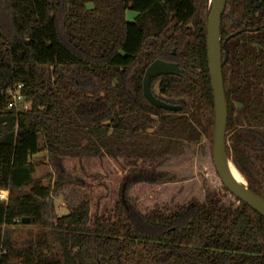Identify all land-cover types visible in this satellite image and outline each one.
Returning <instances> with one entry per match:
<instances>
[{
  "label": "trees",
  "instance_id": "trees-1",
  "mask_svg": "<svg viewBox=\"0 0 264 264\" xmlns=\"http://www.w3.org/2000/svg\"><path fill=\"white\" fill-rule=\"evenodd\" d=\"M208 10L209 0H0V264H264V218L225 187L231 203L206 190L148 211L125 192L177 182L156 168L203 138L211 148ZM220 42L226 153L264 199V0H227ZM169 58L181 75L158 89L182 105L175 114L141 94L146 67ZM19 85L23 99L8 108ZM42 149L57 167L89 156L127 170L125 205L121 189L96 184L46 222L49 187L32 159ZM23 218L40 232L18 245L8 233Z\"/></svg>",
  "mask_w": 264,
  "mask_h": 264
},
{
  "label": "rangeland",
  "instance_id": "rangeland-1",
  "mask_svg": "<svg viewBox=\"0 0 264 264\" xmlns=\"http://www.w3.org/2000/svg\"><path fill=\"white\" fill-rule=\"evenodd\" d=\"M133 16L132 11L125 13L127 20H131ZM154 93L158 95L156 86ZM28 104L24 103L23 108ZM32 159L36 163L34 177L49 187L43 216L48 223H53L56 218L77 207L88 190L93 189L90 193L93 196L97 186L98 190L100 192L104 190L105 194L116 188L119 191L122 185L125 188L121 179L128 171L119 169L107 158L64 156L60 159L61 166L57 167L50 153L42 149ZM119 162L122 164L121 159ZM156 171L173 172L178 181L163 185H128L125 191L127 196L142 211L166 205L171 201L186 204L194 198L202 200L206 190L221 194L225 203L233 202V198L228 195L215 172L211 148L205 138L187 147L183 155L169 158L164 165L158 166ZM3 198L0 193V200H5L7 195L5 199ZM39 232L40 227L25 223L14 226L8 234L11 240L19 245L36 239Z\"/></svg>",
  "mask_w": 264,
  "mask_h": 264
},
{
  "label": "water",
  "instance_id": "water-1",
  "mask_svg": "<svg viewBox=\"0 0 264 264\" xmlns=\"http://www.w3.org/2000/svg\"><path fill=\"white\" fill-rule=\"evenodd\" d=\"M227 0H209V10L206 20V55L210 88L213 102V130L211 137V158L215 172L223 186L237 199L246 203L251 209L264 218V199L252 192L244 177L228 158L225 149V130L227 123V100L223 84L222 67L226 58H221L220 22L225 11ZM179 76L180 70L176 63L156 59L145 69L141 79V92L147 102L158 109L177 112L181 106L167 104L156 98L150 90V82L159 76ZM234 168L244 182H239L231 174ZM121 202L125 205L123 188L120 193ZM28 223V218L22 219Z\"/></svg>",
  "mask_w": 264,
  "mask_h": 264
},
{
  "label": "flooded vegetation",
  "instance_id": "flooded-vegetation-1",
  "mask_svg": "<svg viewBox=\"0 0 264 264\" xmlns=\"http://www.w3.org/2000/svg\"><path fill=\"white\" fill-rule=\"evenodd\" d=\"M171 54L174 55V50L171 51ZM225 57H226V56H225ZM163 61H165V60H163ZM166 62H172V63H176V64L178 65V63H177L175 60H172V59H170V58H169L168 60H166ZM178 67H179V65H178ZM179 70H180V75H181V69L179 68ZM180 75H179V76H180ZM166 76H167V75H166ZM168 76H173V75H168ZM160 77H162V76L156 77V78H154V79L151 80V82H150V90H151V93H152L156 98H158L159 100H161V101H163V102H165V103H167V104L175 105V106H177V105L181 106V110H180V111H177V112H172V111H166V110H163V109H158V108H155L154 106L150 105V104L147 102V100L143 97L144 100L146 101L147 104H149V105L152 106L153 108H155V109H157V110H161V111H163V112H165V113H171V114L180 113V112L182 111V105H181V104H178V103H176V102H175V103H171V100H170L167 96L160 94L159 89H158V80H159ZM176 77H178V76H176ZM154 86H156L157 89H158V95L154 93ZM141 94H142V92H141ZM142 96H143V95H142ZM122 188L124 189V185H122ZM122 188H121V189H122Z\"/></svg>",
  "mask_w": 264,
  "mask_h": 264
},
{
  "label": "built area",
  "instance_id": "built-area-1",
  "mask_svg": "<svg viewBox=\"0 0 264 264\" xmlns=\"http://www.w3.org/2000/svg\"><path fill=\"white\" fill-rule=\"evenodd\" d=\"M20 87L21 86L19 85L16 90L11 92V101L8 104V108L15 107L16 104L23 99L22 96L20 95V93L18 92V89ZM26 108H27V106H24V109H26Z\"/></svg>",
  "mask_w": 264,
  "mask_h": 264
},
{
  "label": "bare ground",
  "instance_id": "bare-ground-1",
  "mask_svg": "<svg viewBox=\"0 0 264 264\" xmlns=\"http://www.w3.org/2000/svg\"><path fill=\"white\" fill-rule=\"evenodd\" d=\"M231 174L233 175V177L237 180H239V182H244L243 178L240 176V174L234 169V168H230Z\"/></svg>",
  "mask_w": 264,
  "mask_h": 264
}]
</instances>
